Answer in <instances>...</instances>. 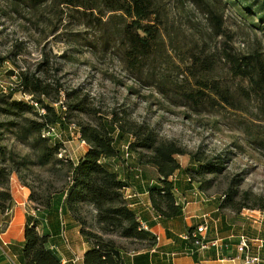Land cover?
I'll use <instances>...</instances> for the list:
<instances>
[{"label": "rangeland", "instance_id": "374dc122", "mask_svg": "<svg viewBox=\"0 0 264 264\" xmlns=\"http://www.w3.org/2000/svg\"><path fill=\"white\" fill-rule=\"evenodd\" d=\"M153 1L163 20L169 52L158 57L154 70L137 75L123 61L125 49L116 34L121 20L108 24L111 13L101 17L102 21L96 11L92 15L52 0L34 9L25 5L17 8L9 0H0V54L11 57L4 66L1 83L4 87L10 84V71L24 68L35 72L37 65L48 59L54 71L58 70L49 71L51 81H60L66 89H83L104 114L114 110L126 113L133 122L153 127L162 138L177 140L189 153L221 162L225 167L221 174L200 176L191 156L178 158L188 175L202 183L205 196L222 200L234 185L242 192L264 197V35L224 0H206L223 16L220 35L211 30L202 1L198 5L193 0ZM225 50L257 55L255 76L232 74ZM195 60L207 62V77L231 91L234 107L208 106L197 111L183 98L182 92L194 85L187 69ZM14 97L26 101L23 94ZM80 118L92 120L85 115ZM7 120L0 116V125ZM1 134L0 147L33 163L28 172L22 171L32 188L26 187L28 196L24 195L31 217L47 196L55 198V194L61 196L68 190L71 175L59 163L38 167L28 145L19 143L7 128H0ZM58 135L63 151L57 159L79 162L88 145L81 141L78 127L73 124L66 131H58ZM12 177L19 188L13 193L21 196L19 175L14 173ZM224 212L231 213L229 209ZM257 216L262 218L264 214L259 211ZM82 217L89 228L97 230L91 208L85 207Z\"/></svg>", "mask_w": 264, "mask_h": 264}, {"label": "trees", "instance_id": "16d2710c", "mask_svg": "<svg viewBox=\"0 0 264 264\" xmlns=\"http://www.w3.org/2000/svg\"><path fill=\"white\" fill-rule=\"evenodd\" d=\"M13 6L21 5L38 8L46 0H9ZM68 8L82 9L85 13L95 11L102 20L107 13L109 23L120 19L117 27L118 40L123 46V61L133 74H142L155 68L158 57L168 54V46L163 33V20L159 15L157 3L153 0H52ZM197 5H206L204 13L211 24V30L223 34V16L206 0H193ZM222 1V0H218ZM226 5L237 8L240 15L250 21V25L264 35V0H224ZM232 74L241 78L255 76L259 60L255 54L239 55L224 51ZM10 56L0 54V78H4L5 64ZM207 62L195 60L188 66L189 76L194 85L182 92L183 98L195 109L210 107H234L231 91L219 81L207 77ZM54 71L50 61L45 59L37 65L36 71L21 68L18 71L17 87L4 92L0 90V116L8 118L0 128H7L19 143L28 145L36 157V165L48 167L59 163L70 173L68 190L55 198L47 196L41 208L34 210L50 214V211L62 207L80 226L81 234L91 249L84 256L85 264H123L115 240L150 241L153 245L157 237L143 224L142 219L130 208L125 192L130 188L128 180L123 178L122 169L135 178L137 170L144 176L145 167L156 169L159 178L156 185L149 187L152 209L160 219H174L183 214V205L175 198V174L182 170L179 157L191 156L199 175L221 174L225 167L221 162L203 159L200 154L189 153L177 140L162 138L148 124L133 122L126 113L113 111L107 114L93 104L90 95L83 89H69L58 80H50L49 71ZM9 72V71H8ZM7 72V73H8ZM9 72V79L14 75ZM26 94L38 103L45 114L36 111L29 103L15 99L16 94ZM83 115L92 118L91 122L81 120ZM74 124L79 129L81 141L89 146L84 158L73 160L60 159L63 144L57 138L44 137L43 133L55 127L57 131H66ZM3 134L0 135V140ZM128 145L133 159L127 161L122 146ZM0 213L8 214L14 207L11 178L19 175L23 187L32 190L26 183L22 171L28 172L33 164L29 158H20L13 152L0 147ZM10 163V166H7ZM186 174L187 170H186ZM189 183L196 182L189 176ZM202 188V183H201ZM221 208L240 213L243 210H257L264 214V197L254 193L242 192L238 186H230L223 196ZM33 201V194L30 195ZM250 203H252L250 205ZM85 207L91 208L96 216L97 230L89 228L82 217ZM25 227V245L12 246L18 255L20 264H62L52 250L47 248L48 236L40 235L34 218L27 215ZM195 229L193 228L189 234ZM190 241V247H193Z\"/></svg>", "mask_w": 264, "mask_h": 264}, {"label": "crops", "instance_id": "0c3cea01", "mask_svg": "<svg viewBox=\"0 0 264 264\" xmlns=\"http://www.w3.org/2000/svg\"><path fill=\"white\" fill-rule=\"evenodd\" d=\"M88 149L89 146L85 148L84 154ZM122 170L123 178L131 185L125 192L130 208L142 219L145 229L148 228L157 237L153 245L148 240L141 242L112 237L123 264H246L237 251L239 237L246 235L251 240H264V219L257 216L259 211L235 213L229 210L231 213L226 214L224 211L227 209L221 208L222 200L205 196L200 183H189L187 169L183 167L173 179L176 186L175 198L183 205V215L169 220L160 219L152 209L149 187L157 184L159 175L156 169L145 167L142 179ZM13 179L12 177L11 188L14 207L8 214L0 213V264H9L6 254L13 255L20 264L12 246L25 245V227L29 213L24 195L26 197L28 193L26 187L20 186L21 196H15L13 191H18L19 188ZM196 190L200 192L199 196L194 194ZM31 217L37 224L38 233L48 236L47 248L53 251L60 263L85 264L84 256L91 245L83 238L81 226L68 213H63L61 206L53 208L50 214L34 210ZM205 221L208 222L206 240L220 239L228 243L229 248L221 251L211 248L197 251L193 256L186 255L185 250L191 247L182 236ZM117 239L121 242L116 241ZM253 253L261 257L258 264H264V248L258 252L257 247H254Z\"/></svg>", "mask_w": 264, "mask_h": 264}, {"label": "built area", "instance_id": "2783aa9c", "mask_svg": "<svg viewBox=\"0 0 264 264\" xmlns=\"http://www.w3.org/2000/svg\"><path fill=\"white\" fill-rule=\"evenodd\" d=\"M14 72H15L14 75L9 80L10 84L8 83L7 84L8 86L6 87H4L3 83H1L2 78H0V90H3L4 92H6L9 89H15L17 87L18 71H14ZM23 96L26 97V101L25 100L23 101L29 103L32 107L36 109V111L40 112L41 114H45L44 110L39 107L38 103H36L32 97L26 94H23ZM43 136L48 137V138H55V139L59 137L58 131L55 127L50 128L47 131H45L43 133ZM122 153L127 161H130L133 159V155L130 152L128 145L122 146ZM136 178L137 179L141 178V172L139 170H137ZM194 192L196 196L200 195V192L198 190ZM243 211H247L248 213L254 212V210L252 211L243 210ZM262 218L264 219V216ZM207 226H208V222L205 221L203 224H200L196 228H194L195 230L192 232V234H186L182 236V238L185 241L193 242L192 243L193 247L189 248L188 250H185L186 255L193 256V254H195L197 251H206L211 248L219 250V251L223 250V248H226V249L229 248L230 245L228 243H224L220 239L207 241L205 238V234L207 233V229H208ZM238 242L239 244L237 247V251L239 252L240 255H242L246 264H258L261 262V257H259V254L253 253V248L257 247L258 252L262 250L264 248V240H261L258 238L251 240L246 235H242L239 237ZM6 258L9 264H18V262L16 261V258L13 255L6 254Z\"/></svg>", "mask_w": 264, "mask_h": 264}]
</instances>
